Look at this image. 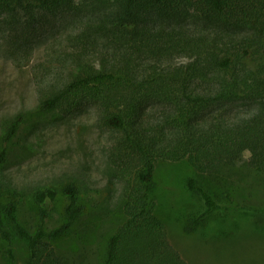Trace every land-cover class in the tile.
I'll return each instance as SVG.
<instances>
[{
	"label": "trees",
	"instance_id": "trees-1",
	"mask_svg": "<svg viewBox=\"0 0 264 264\" xmlns=\"http://www.w3.org/2000/svg\"><path fill=\"white\" fill-rule=\"evenodd\" d=\"M66 14L81 19L47 47L40 69L55 77L46 85L38 78V107L70 114L93 105L109 133L107 161L121 182L123 220L101 264H189L156 211V162L185 159L196 172L210 173L235 165L264 140V0H0V34L17 52L41 23ZM178 57L187 61L176 63ZM20 120L17 114L10 122L6 140ZM5 157L3 147L0 165ZM257 162L264 170V157ZM185 187L202 206L189 214L188 232L210 216L245 211L195 175ZM62 190L65 220L50 230L43 203L55 199L54 188L34 195L35 231L17 220V201H0V236L25 244L22 264H65L52 242L82 207L75 184ZM7 252L14 262L12 246Z\"/></svg>",
	"mask_w": 264,
	"mask_h": 264
},
{
	"label": "rangeland",
	"instance_id": "rangeland-1",
	"mask_svg": "<svg viewBox=\"0 0 264 264\" xmlns=\"http://www.w3.org/2000/svg\"><path fill=\"white\" fill-rule=\"evenodd\" d=\"M79 19L66 14L45 20L30 30L17 52L13 41L0 34V150L6 148L0 165V177L6 184L1 187L0 201H17V220L35 231L39 205L34 195L54 188L55 199L43 203L45 229L50 230L65 220L62 189L72 182L82 213L52 244L65 264H101L106 242L123 220L121 182L107 161L109 133L98 125L93 105L70 114L38 107V78L46 85L55 77L54 72L46 75L40 69L49 54L47 47ZM185 61V57L175 60ZM17 114H21L17 130L6 140L7 128ZM262 157L264 140H258L254 151L245 153L235 165L210 173L196 172L185 159L156 162L152 191L156 211L170 242L189 264H264V170L257 168ZM191 175L222 200L229 195L245 211L238 210L223 220L210 216L206 226L186 231L189 214L202 209L198 198L185 187V179ZM10 246L14 262L7 252ZM25 257L21 240L15 238L10 245L0 239V264H22Z\"/></svg>",
	"mask_w": 264,
	"mask_h": 264
}]
</instances>
